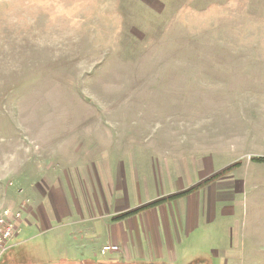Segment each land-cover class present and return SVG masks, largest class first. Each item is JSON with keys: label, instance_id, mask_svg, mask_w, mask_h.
I'll use <instances>...</instances> for the list:
<instances>
[{"label": "rangeland", "instance_id": "obj_1", "mask_svg": "<svg viewBox=\"0 0 264 264\" xmlns=\"http://www.w3.org/2000/svg\"><path fill=\"white\" fill-rule=\"evenodd\" d=\"M215 154L264 156V0H0V213L28 206L18 178L50 163L118 159L173 173ZM257 164L244 174L246 225L226 264H264ZM24 245L0 264H26Z\"/></svg>", "mask_w": 264, "mask_h": 264}, {"label": "crops", "instance_id": "obj_2", "mask_svg": "<svg viewBox=\"0 0 264 264\" xmlns=\"http://www.w3.org/2000/svg\"><path fill=\"white\" fill-rule=\"evenodd\" d=\"M258 158L241 164L205 155L173 173L146 162L122 165L118 159L62 171L47 164L28 183L18 178L26 189L18 197L25 195L30 203L5 254L25 244L26 264H213L211 253L226 264L230 254L237 255L246 225L244 174L264 162ZM157 199L162 200L150 205ZM108 243L119 249L103 255ZM58 247L61 257L36 258Z\"/></svg>", "mask_w": 264, "mask_h": 264}, {"label": "built area", "instance_id": "obj_3", "mask_svg": "<svg viewBox=\"0 0 264 264\" xmlns=\"http://www.w3.org/2000/svg\"><path fill=\"white\" fill-rule=\"evenodd\" d=\"M26 204H22L19 208H13L10 206L3 207L0 213V262L3 255L9 248L10 239L18 231V225L23 219V212ZM119 249V245L108 243L102 246L101 253L103 255L110 251H116Z\"/></svg>", "mask_w": 264, "mask_h": 264}, {"label": "trees", "instance_id": "obj_4", "mask_svg": "<svg viewBox=\"0 0 264 264\" xmlns=\"http://www.w3.org/2000/svg\"><path fill=\"white\" fill-rule=\"evenodd\" d=\"M258 159H260V160H264V157H259ZM238 163H239V162H236V163H234V164H231V165L227 166V167L224 169V172L229 171L230 169L234 168L236 165H238ZM239 164H240V163H239ZM215 176H216V175H214V177H211L210 180H211L212 178H215ZM207 181H209V179H206V180H205V182H207ZM186 192H187V191H186ZM177 195H180V194H177ZM177 195H176V194H173V195H171L170 197H174V196H177ZM161 200H162V199H157V200L151 202L150 205L157 204V203H159V201H161ZM138 210H139V208H137V209H135V210H129L128 212L123 213V214L120 215V216L124 217V216H127V215H129V214H132V213H134V212H137Z\"/></svg>", "mask_w": 264, "mask_h": 264}]
</instances>
